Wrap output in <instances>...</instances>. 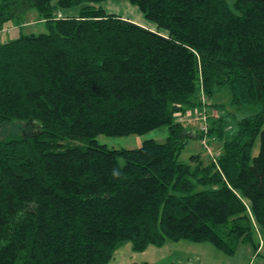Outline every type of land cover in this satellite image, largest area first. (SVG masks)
Segmentation results:
<instances>
[{
  "label": "trees",
  "instance_id": "1",
  "mask_svg": "<svg viewBox=\"0 0 264 264\" xmlns=\"http://www.w3.org/2000/svg\"><path fill=\"white\" fill-rule=\"evenodd\" d=\"M53 1L0 0L1 27L36 10L47 28L0 42V128L38 126L0 140V264H109L126 241L136 251L210 243L229 255L254 242L264 226V0H131L157 28L103 0ZM58 5L82 9L61 17ZM201 84L259 110L211 119L216 160L183 161L201 136L175 114L199 104ZM162 125L163 143L97 141Z\"/></svg>",
  "mask_w": 264,
  "mask_h": 264
},
{
  "label": "rangeland",
  "instance_id": "2",
  "mask_svg": "<svg viewBox=\"0 0 264 264\" xmlns=\"http://www.w3.org/2000/svg\"><path fill=\"white\" fill-rule=\"evenodd\" d=\"M58 0H54L57 4ZM234 7L236 0H227ZM107 12L121 15L125 19H129L140 25L157 28V24L150 20L141 9V7L131 0H103L100 4ZM82 6L61 7L57 6L56 14L58 16L77 15L80 13ZM36 10L28 11L22 23L18 24V20H12L0 26V32H5L7 38H10L9 32L13 28V24L24 27V32L40 33L47 30L46 25L40 22L39 15ZM163 32L165 29H161ZM21 31V30H20ZM5 33H0V40L6 38ZM212 107L217 112L218 119L220 116L231 118V114L239 118L253 114L259 110V107L252 106L250 108H232L230 106V95L226 89L217 92L211 98ZM217 105V106H216ZM38 130V126L31 122H11L5 123L0 128V140L7 138L9 135L17 133H33ZM169 136L168 125H162L153 130L142 134L129 135H107L100 134L97 141L106 145L111 149H134L140 147L145 140L154 139L158 142H166ZM210 145L218 155L221 151V143L214 140L210 136ZM214 152V153H215ZM259 152V143L256 144L254 154ZM202 154L204 158H209L204 143L200 138H193L181 153L183 161H189L193 154ZM254 242L241 243L235 254L229 255L217 249L210 243H195L186 240L174 241L168 239L161 247L151 245L143 251H136L131 241L123 243L116 251L114 258L109 264H263L264 255V226L255 223L253 227ZM259 250L257 251V247Z\"/></svg>",
  "mask_w": 264,
  "mask_h": 264
},
{
  "label": "built area",
  "instance_id": "3",
  "mask_svg": "<svg viewBox=\"0 0 264 264\" xmlns=\"http://www.w3.org/2000/svg\"><path fill=\"white\" fill-rule=\"evenodd\" d=\"M198 101L199 104L197 106L178 111L175 114V121L196 128L207 152L214 160H216V152L210 145L209 131L211 128V119L217 117V112L214 107H212L213 104L211 103V98L202 84L200 86Z\"/></svg>",
  "mask_w": 264,
  "mask_h": 264
},
{
  "label": "crops",
  "instance_id": "4",
  "mask_svg": "<svg viewBox=\"0 0 264 264\" xmlns=\"http://www.w3.org/2000/svg\"><path fill=\"white\" fill-rule=\"evenodd\" d=\"M36 13V12H35ZM38 14V13H36ZM41 23V22H39ZM144 26V25H143ZM147 27V26H146ZM24 30V27L23 26H18V24H13V28H11V32H9L10 34V38H7V34H6V31L5 32H0V33H5L6 34V38L5 39H1L0 42H3V41H6V40H9V39H14V38H17L19 35H20V32ZM4 34V35H5Z\"/></svg>",
  "mask_w": 264,
  "mask_h": 264
}]
</instances>
